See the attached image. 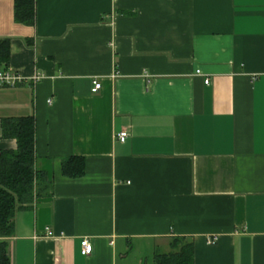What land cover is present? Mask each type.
Returning <instances> with one entry per match:
<instances>
[{"label":"crops","instance_id":"0c3cea01","mask_svg":"<svg viewBox=\"0 0 264 264\" xmlns=\"http://www.w3.org/2000/svg\"><path fill=\"white\" fill-rule=\"evenodd\" d=\"M16 1L0 42L26 81L0 88V152L3 119L34 116L45 175L11 264H155L175 238L194 264H264V0H34L32 25Z\"/></svg>","mask_w":264,"mask_h":264},{"label":"trees","instance_id":"16d2710c","mask_svg":"<svg viewBox=\"0 0 264 264\" xmlns=\"http://www.w3.org/2000/svg\"><path fill=\"white\" fill-rule=\"evenodd\" d=\"M35 1L17 0V22H35ZM9 40L0 42V67L9 63ZM1 69V68H0ZM3 137L17 141V149L0 152V264H11L8 238L15 235V216L19 209L31 204L38 194L37 185L45 174L37 167L36 120L34 116L3 119ZM85 160L71 157L64 161L63 174L81 177L85 174ZM155 264H194V245L186 238H175L171 250L155 256Z\"/></svg>","mask_w":264,"mask_h":264},{"label":"built area","instance_id":"2783aa9c","mask_svg":"<svg viewBox=\"0 0 264 264\" xmlns=\"http://www.w3.org/2000/svg\"><path fill=\"white\" fill-rule=\"evenodd\" d=\"M200 73V71H198ZM44 78L42 74H35L31 79L34 81V83L41 81ZM26 81L25 76H23L20 72H17L15 70H12L10 68L0 69V88L5 87H15L19 84H22ZM206 84L209 83V80L205 81ZM102 88V84L99 80L93 81V87L92 92L97 93ZM49 103L52 104L53 100L50 99ZM129 137V132L126 130H123L117 134V139L121 142H125L127 138ZM211 242H214V240H211ZM82 250L81 253L84 256H90L93 252V244L90 242L88 238H84L81 242Z\"/></svg>","mask_w":264,"mask_h":264}]
</instances>
